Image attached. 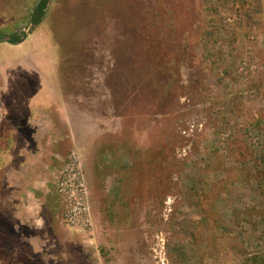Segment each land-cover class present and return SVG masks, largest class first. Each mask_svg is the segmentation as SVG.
Here are the masks:
<instances>
[{
	"label": "rangeland",
	"instance_id": "1",
	"mask_svg": "<svg viewBox=\"0 0 264 264\" xmlns=\"http://www.w3.org/2000/svg\"><path fill=\"white\" fill-rule=\"evenodd\" d=\"M0 0V264H264V0Z\"/></svg>",
	"mask_w": 264,
	"mask_h": 264
},
{
	"label": "trees",
	"instance_id": "2",
	"mask_svg": "<svg viewBox=\"0 0 264 264\" xmlns=\"http://www.w3.org/2000/svg\"><path fill=\"white\" fill-rule=\"evenodd\" d=\"M50 0H43V2H42V5L40 6V8H39V17H40V19L39 20H36L37 21V23H40V20H41V18L43 17V15H44V10L47 8V4H48V2H49Z\"/></svg>",
	"mask_w": 264,
	"mask_h": 264
}]
</instances>
